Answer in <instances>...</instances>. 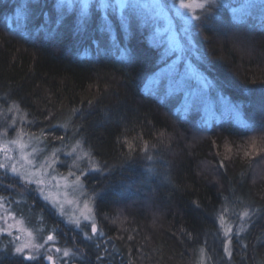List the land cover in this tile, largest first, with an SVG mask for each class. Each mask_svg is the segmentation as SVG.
I'll list each match as a JSON object with an SVG mask.
<instances>
[{
  "label": "trees",
  "instance_id": "obj_1",
  "mask_svg": "<svg viewBox=\"0 0 264 264\" xmlns=\"http://www.w3.org/2000/svg\"><path fill=\"white\" fill-rule=\"evenodd\" d=\"M263 9L256 2L235 17L219 4L200 23L207 66H199L241 110L207 123L195 106L182 109L180 93L162 83L144 87L160 47L147 39L136 7L121 22L109 11L110 24L93 4L81 23L76 7L54 0H0V98L35 130L72 133L100 167L86 185L106 255L90 245L78 264H188L218 243L215 220L226 205L248 213L232 237V262L264 264ZM16 11L21 26L9 21ZM252 136L255 155L246 142ZM41 223L58 235L53 214ZM0 264L44 263L2 253Z\"/></svg>",
  "mask_w": 264,
  "mask_h": 264
},
{
  "label": "rangeland",
  "instance_id": "obj_2",
  "mask_svg": "<svg viewBox=\"0 0 264 264\" xmlns=\"http://www.w3.org/2000/svg\"><path fill=\"white\" fill-rule=\"evenodd\" d=\"M54 1L68 8L76 7L81 23L89 20L93 4L100 21L106 23L111 21L109 11L119 20H125L126 8L136 7L148 27L147 39L160 47L159 66L149 73L144 87L162 83L166 90L180 93L182 109L195 106L207 123L212 117L218 118L226 112L240 117L241 110L236 102L228 95L214 91V82L199 66H207L199 47L202 37L200 23L210 18L209 11L213 6H228L233 16L239 17L249 11L251 5L264 0H183L190 5L187 9L180 7L182 0ZM201 4L203 7L198 6ZM12 20L15 26H21V11H16L9 19ZM252 137L246 142L252 153L258 152L257 139ZM234 147H239V143ZM0 164L6 166L0 168V184L6 190V194L0 195V256L10 253L26 259L31 255L32 260L44 264H78L77 260L86 256L90 245L99 251L100 256L106 255V234L96 224L94 193L86 185L87 179H91L100 167L89 149L72 137V133L60 137L43 129L35 130L17 105L1 97ZM12 166L17 169L16 173L11 172ZM27 193L43 206L42 210L34 211L25 198ZM244 213L222 206L215 220L218 243L217 239H212L208 250L198 251L188 264H235L230 258L232 237H239L244 230ZM43 214H53L60 221L55 226L58 235L44 232ZM93 224L97 229L95 233ZM74 233H78L85 246L77 244ZM49 236L53 239L49 240ZM18 246H25L23 253H16ZM49 256L52 260L48 259Z\"/></svg>",
  "mask_w": 264,
  "mask_h": 264
},
{
  "label": "snow or ice",
  "instance_id": "obj_3",
  "mask_svg": "<svg viewBox=\"0 0 264 264\" xmlns=\"http://www.w3.org/2000/svg\"><path fill=\"white\" fill-rule=\"evenodd\" d=\"M59 6H60V7H64L63 4H61V5H59ZM198 6H199V7H203L202 4H201V5H198ZM84 7H87V5H84ZM102 7H107V5H102ZM180 7H181V8H184V9H187V8L190 7V5H189L188 3H184L183 0H182ZM5 167H6V166H5L4 164H0V168H5ZM10 170H11L12 173H16V172H17V169H16L14 166H12ZM244 215L247 216L248 213L245 212ZM92 231H93L94 233L97 231L95 224L92 225ZM226 234H227V233H226ZM48 239L51 240V239H53V237L49 236ZM24 247H25V246H18V247H16V248H15L16 253H23V252H24ZM58 251H59V249H58ZM225 251L228 252V248H227V247L225 248ZM64 255L67 256V255H68V252L65 251V252H64ZM229 255H230V252H229ZM25 258L28 259V260H32V259H34V257L31 256V255H28V256H26ZM48 259H49V260H52V257L49 256Z\"/></svg>",
  "mask_w": 264,
  "mask_h": 264
}]
</instances>
